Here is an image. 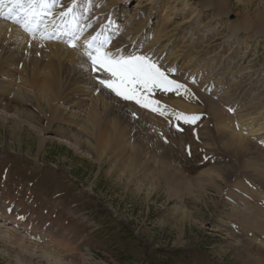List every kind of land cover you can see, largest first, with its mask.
Wrapping results in <instances>:
<instances>
[{
    "label": "rangeland",
    "instance_id": "obj_1",
    "mask_svg": "<svg viewBox=\"0 0 264 264\" xmlns=\"http://www.w3.org/2000/svg\"><path fill=\"white\" fill-rule=\"evenodd\" d=\"M201 1L161 0L154 8V0H132L130 13L148 4L133 23H144L148 11L161 20L140 41L130 24L122 32L112 22L122 0L88 7L75 0L73 13L92 22L88 37L109 38L120 56H147L187 86L149 94L165 115L101 88L84 43L74 62H61L39 37L42 28L28 45L0 31V85L10 84L0 89V264H264V230L238 212L252 204L264 214V123L253 137L238 127L264 109V0H207L220 14ZM73 4L57 0L56 15ZM171 53L190 60L174 65ZM210 68L222 73L223 91ZM210 100L233 117L211 112ZM247 105L248 116L237 120ZM173 112L199 119L186 123ZM108 122L127 123L123 147L105 135ZM238 133L251 141L249 151L223 144Z\"/></svg>",
    "mask_w": 264,
    "mask_h": 264
},
{
    "label": "bare ground",
    "instance_id": "obj_2",
    "mask_svg": "<svg viewBox=\"0 0 264 264\" xmlns=\"http://www.w3.org/2000/svg\"><path fill=\"white\" fill-rule=\"evenodd\" d=\"M12 1V0H11ZM11 1L9 0H6V3L3 7V11L7 12L9 8H11L13 5L11 3ZM98 0H96V2H94V0H84V7H88V6H91L92 3H97ZM132 0H122V2L120 3V5H116V8L120 9L118 11L115 12V19L112 21L114 22L115 24L114 25H117L118 23L120 24L119 26H121V31L124 32L127 28H128V24L131 25V28H132V31L133 33L137 34L136 35V38L138 40L141 41L142 37L144 36L143 34L144 33H148V31L150 30V28H152L154 26V24H157V23H161V20L159 21L158 19L157 20H154L152 21V15H151V12L148 11V14H147V18L145 19L144 23H140V22H134L133 21L135 19L138 20V18L140 17V12H143V9L144 8H147L148 7V4L147 5H142L143 3H140L138 2L136 7H134L135 9H133L134 11L132 13H130V8H129V4ZM142 1V0H140ZM161 0H154V8H157L158 5L160 4ZM198 5H201L203 10H212V12H214L215 14H220L221 12L220 11H215L213 8H211V3H209L207 0H203L201 2L198 3ZM76 3L73 4L72 6V10L76 7ZM57 2L50 8H37L36 11H38L40 13V16L41 18L40 19H33L32 21V24H31V31H27L25 30V28L21 25V24H18L16 23L15 21L13 20H8L6 18H0V31H3V32H8V34H11V37L15 39V41H17L16 43H19V44H24V43H29L30 41L32 42V39L35 38L37 35V33L40 31V28H42L43 30L38 33L39 34V37H42L45 42V45L48 46L47 48L50 50L49 53L54 55V56H57L56 58H59L60 61L62 62H67L70 61V62H74L75 59L77 58V55L80 54L78 53V49L77 47L72 48V46L68 43L69 41V38L71 35H74L76 33V31L79 32V39H77L75 41L76 45H82V43H84V41L90 39L91 37H88V35H86V33L88 31H92L91 27H92V22L90 20L89 17H85V19H83V15L82 13L80 12H75L73 13V11L71 12H68L69 14H67L66 16H63L61 18V16H57L56 15V12H58L57 10ZM169 8V7H168ZM139 10V11H138ZM17 11H19V9H17ZM157 11V10H156ZM261 11V10H260ZM84 13V12H83ZM156 13V12H155ZM261 13V12H260ZM262 13H264V10L262 11ZM166 14V12H165ZM259 14V12H258ZM21 15H23L21 13ZM256 15V13H255ZM260 15V14H259ZM262 15V14H261ZM260 15V16H261ZM257 17L259 18V16L257 15ZM264 17V16H263ZM117 18V19H116ZM262 17H260L261 19ZM89 19V20H88ZM169 20V19H168ZM121 21V22H120ZM123 21H125L123 23ZM139 21V20H138ZM171 21V20H170ZM190 21L188 20L187 23H189ZM108 21H105L102 25H108ZM132 23V24H131ZM135 25V26H134ZM230 25L232 26L231 28H235L236 27V24L235 23H230ZM118 26V28H120ZM165 25H159V28L162 29ZM238 29H239V26L237 25ZM154 28V27H153ZM157 29V27H155ZM158 29V31L160 30ZM243 29H246V27H243ZM155 30V29H153ZM45 32V34H44ZM43 33V35H42ZM158 33V32H157ZM3 34L0 32V35ZM41 34V36H40ZM92 36L95 35L94 33H92ZM159 34H161L159 32ZM175 34H173V36L171 37H175L174 36ZM232 36L233 35H230L228 38L226 39H232ZM123 38L124 35L122 36ZM168 37V36H167ZM32 38V39H31ZM100 39H104L102 37H99ZM134 39V38H133ZM171 40V38H170ZM232 41V40H231ZM156 42V41H155ZM229 42V41H228ZM159 43V42H158ZM167 43V42H166ZM28 45V44H27ZM64 46V47H62ZM83 46H86L85 44H83ZM191 46V45H190ZM188 47V46H187ZM161 48L165 49V48H168V45L167 47L164 46V45H161ZM170 48V47H169ZM86 49V48H85ZM242 49V48H241ZM106 50L108 51H112L114 55H118L120 56V53L118 52V49L114 43V41L110 40V43L108 45H106ZM132 51L133 48H131V46L125 50L126 51ZM190 50V49H189ZM240 50V49H239ZM20 51V50H19ZM175 52V51H173ZM172 52V53H173ZM78 53V54H77ZM171 53V54H172ZM177 53V52H176ZM187 54V53H186ZM175 55V54H174ZM184 54H179L177 57L176 56H171L172 58V61H173V64L174 65H180V66H183L184 62L183 60L187 61V58L183 56ZM125 56V55H124ZM189 56V55H188ZM170 59V58H169ZM201 59H202V56H201ZM171 60V59H170ZM190 60V59H189ZM189 62V61H188ZM202 62H205V60H202ZM206 66V65H205ZM209 66L211 67V65L209 64ZM208 66V67H209ZM54 67V65H53ZM87 66L85 65L84 68H86ZM255 68V67H254ZM208 70V69H207ZM88 71V70H87ZM214 69L210 68L209 70V76L208 77H212V76H215L216 79H217V84H216V87H217V90L218 91H223V87H226V82L224 81V78L222 77H219V76H222V73L220 72H215V74L213 73ZM9 72H7L6 74H8ZM5 74V73H4ZM186 74V73H185ZM214 74V75H213ZM10 76V75H8ZM33 77H34V74H33ZM81 79H82V76H80ZM31 78V77H30ZM32 79V78H31ZM87 79V78H86ZM78 81H80L79 79H77ZM7 80H3V84L1 83L0 85V89H1V86L3 88H9L10 87V84L7 82H5ZM256 84V81L253 79L252 82H251V86H254ZM223 86V87H222ZM229 88V87H228ZM230 89V88H229ZM251 89H254L251 87ZM49 88L48 87H45V86H42V87H38V92H40L42 95H41V99H43L44 101H46L48 104H46L47 108H50V92H49ZM228 90H225L224 93H223V96L221 95L220 99H225L228 97L227 95V92ZM246 91V90H245ZM230 92V91H229ZM242 92V91H241ZM12 94V92H11ZM235 97V96H234ZM236 98V97H235ZM214 99V98H213ZM228 100V99H226ZM74 101V100H73ZM219 101V100H218ZM217 100L215 101H211L210 100V104H211V112L215 111L217 114H220L222 117H224L226 114H229L230 115V111H227L226 108H224L223 106L220 105V103L218 102ZM230 101V99H229ZM235 101V100H234ZM240 102V101H239ZM78 103V101H75V106L76 104ZM223 103V101H222ZM231 103V102H229ZM224 104V103H223ZM233 105H230V109L234 108V106L236 105V103L232 102ZM241 104V103H240ZM241 108V107H240ZM247 108H249V106H245L243 111H245V114H240L238 117H236L237 120L240 121V119L242 120V117H247L248 116V113H246V110ZM54 113V112H53ZM19 114V117H24L25 113L24 112H18ZM232 114V113H231ZM254 116L252 118H250V120L248 119L249 121V125H244L243 124V120L240 121L241 122V126H238L239 127V130L244 133V134H247L248 136L250 137H253V136H256V135H259L261 134V130L258 128V124L259 123H264V109H260L259 111L255 112L253 114ZM27 116V114H26ZM237 116V115H236ZM51 117V116H50ZM49 117V118H50ZM230 117L232 118L233 116L230 115ZM235 118V117H234ZM19 119V118H18ZM88 121V120H87ZM109 121V120H108ZM82 125V124H81ZM90 125V124H89ZM111 126V128H109V130L111 129V131H107V133L105 135H107L108 137H115L116 140H118V142L116 143L117 146H120L123 147V144L125 145L124 141L126 139V137L128 136V134L130 133L129 131V127L127 125V123H122L118 126L117 123H111V122H108L105 124V127L107 126ZM229 125H232V123H229ZM91 128L95 129V131H97V128L96 125H93V127L91 126ZM49 129V128H47ZM103 129V128H102ZM108 130V129H107ZM264 133V131L262 132ZM96 134V133H95ZM102 135V134H101ZM225 135V134H224ZM225 136H228V137H223V144L225 145V147L227 149H231L232 147L236 146V148L238 150H241L244 149V150H250L251 149V141H249V139H247V137H245V135H242V134H233V135H225ZM104 138V137H103ZM101 138V141L102 139ZM105 140V139H103ZM74 141L77 143V144H80V142L82 141L81 138H78L75 136L74 138ZM115 141V140H114ZM260 141V145H264V137H261L259 139ZM99 142V141H97ZM103 142V141H102ZM125 142H128V140H126ZM110 143V141L108 142ZM107 144V143H106ZM113 144V143H112ZM100 145V144H99ZM114 145V144H113ZM106 147V150H107V146L104 145ZM103 146V147H104ZM108 147H110L108 145ZM112 147V146H111ZM137 147V146H136ZM139 148V147H138ZM236 149V150H237ZM114 150V148H113ZM140 150V149H139ZM105 151V150H104ZM103 151V152H104ZM126 151V150H125ZM120 153V152H118ZM101 154V153H100ZM117 155V154H116ZM121 155V154H119ZM123 156V155H122ZM129 156V155H128ZM141 156V155H140ZM101 157V156H100ZM99 157V158H100ZM125 157V156H124ZM136 157V156H135ZM139 157V156H138ZM143 158V157H142ZM145 159V158H144ZM123 161V160H122ZM139 162V161H138ZM140 163V162H139ZM126 165V164H125ZM132 165V164H130ZM137 165V164H135ZM140 165V164H139ZM165 165V164H164ZM129 166V165H128ZM143 166V165H142ZM135 167V166H134ZM161 168V167H160ZM140 169V168H139ZM148 169V168H147ZM162 169V168H161ZM167 169V168H166ZM221 170V169H219ZM130 171V169H129ZM132 171V170H131ZM157 171V170H156ZM162 171V170H161ZM138 172V171H137ZM165 172V171H164ZM162 173V172H161ZM166 173V172H165ZM133 174V173H132ZM141 174V173H140ZM168 175V173H167ZM211 174H209L210 176ZM169 176V175H168ZM164 177V176H163ZM172 177V175H171ZM176 177V176H175ZM214 177V176H213ZM218 177V176H217ZM166 178V177H165ZM173 178V177H172ZM129 179V178H128ZM170 179V178H169ZM174 179V178H173ZM214 179V178H213ZM136 180V179H135ZM168 180V179H167ZM156 181V180H155ZM214 181V180H213ZM154 182V181H153ZM169 182V181H168ZM202 182V181H201ZM208 183V182H207ZM239 183H242L241 181ZM184 184V182H183ZM195 184V183H194ZM210 184V183H209ZM238 184V183H237ZM193 186V185H192ZM195 186V185H194ZM145 188V187H144ZM194 188V187H193ZM187 189V188H186ZM252 205V204H251ZM250 204L247 205V208L246 209H243L242 211H239V214L241 216H244V218L242 217V220L248 222L250 225H256L259 226V223H260V227L259 229L261 230H264V214L262 213V211H260V209H256L255 206H251ZM244 211V212H243ZM237 212V211H236ZM190 213V212H189ZM261 217L263 219H261ZM1 218V217H0ZM262 220V222H261Z\"/></svg>",
    "mask_w": 264,
    "mask_h": 264
},
{
    "label": "snow or ice",
    "instance_id": "obj_3",
    "mask_svg": "<svg viewBox=\"0 0 264 264\" xmlns=\"http://www.w3.org/2000/svg\"><path fill=\"white\" fill-rule=\"evenodd\" d=\"M56 2L57 0H12L13 6L5 12L2 9L6 0H0V18L13 20L21 24L25 30L31 31L33 19L41 18L36 9L50 8ZM73 3H75V0H73ZM71 11L72 9L68 8L60 15L66 16ZM77 39H79L78 35H71L68 43L75 48ZM109 43V38L100 39L98 35H93L90 39L84 41L86 45L84 55L87 61L90 62L89 71L96 73V83L123 100L134 101L144 108H150L153 112L165 115L166 109L161 106L160 101L151 99L149 94L154 89L180 94L179 90L182 88L187 90V86L170 79L168 73L147 56L114 55L112 51L106 50V45ZM133 115L135 116V113ZM173 116L177 120L183 119L186 123L195 122L199 119V115L180 112H173ZM176 127L178 130H182L179 129V125H176Z\"/></svg>",
    "mask_w": 264,
    "mask_h": 264
}]
</instances>
